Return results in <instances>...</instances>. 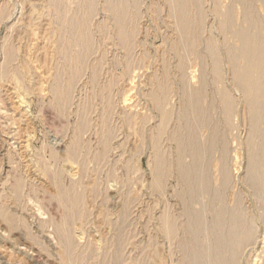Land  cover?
I'll return each mask as SVG.
<instances>
[{
    "label": "rangeland",
    "instance_id": "1",
    "mask_svg": "<svg viewBox=\"0 0 264 264\" xmlns=\"http://www.w3.org/2000/svg\"><path fill=\"white\" fill-rule=\"evenodd\" d=\"M263 19L264 0H0V264H264Z\"/></svg>",
    "mask_w": 264,
    "mask_h": 264
},
{
    "label": "bare ground",
    "instance_id": "2",
    "mask_svg": "<svg viewBox=\"0 0 264 264\" xmlns=\"http://www.w3.org/2000/svg\"><path fill=\"white\" fill-rule=\"evenodd\" d=\"M243 1V0H242ZM238 3V2H237ZM243 3V2H242ZM262 4V3H261ZM203 6V5H202ZM113 12V11H112ZM245 20H246V18H245ZM184 21H185V19H184ZM263 21H264V19H263ZM234 23V22H233ZM248 23H250V22H248ZM253 24H254V22H253ZM233 29V28H232ZM253 29V28H252ZM246 35H247V32H246ZM255 36V35H254ZM121 40V39H120ZM244 42V41H243ZM250 44H255L254 42H252V41H250ZM263 45V44H262ZM240 46V45H239ZM263 47V46H262ZM239 49H240V47H239ZM259 50V49H258ZM209 51V50H208ZM260 51V50H259ZM211 52V51H210ZM251 52V51H250ZM259 54V53H258ZM246 55H247V53H246ZM250 59V58H249ZM253 62H254V64L256 65V66H260L261 65V59L260 58H254V60H253ZM211 63V62H210ZM249 65V64H248ZM217 66V65H216ZM261 67V66H260ZM230 69V68H229ZM252 69V68H251ZM239 70V69H238ZM231 72V71H230ZM235 77V76H234ZM250 78H251V73H250V69H247V67L245 68V70H244V72H242L240 75H239V81L240 82H242V83H244L243 84V89H244V91L246 92V94L249 96V97H251V99H252V101H253V96H255V94L257 93V89L255 88V86L253 85V84H251V82H249V80H250ZM242 89V88H241ZM237 91V90H236ZM242 92V91H241ZM242 94V93H241ZM222 95V94H221ZM262 95V94H261ZM260 95V96H261ZM155 96V95H154ZM156 98V97H155ZM264 98V97H263ZM256 99V98H255ZM157 100V99H156ZM259 100V99H258ZM244 101V100H243ZM232 104H234V102L232 103ZM197 106V105H196ZM251 107H252V105H251ZM197 109H198V107H196ZM256 108V107H255ZM259 108H260V106H259ZM196 109V110H197ZM264 109V108H263ZM233 110V109H232ZM197 112V111H196ZM259 112V111H258ZM168 113V112H167ZM254 113V112H253ZM185 117V116H184ZM196 117V116H195ZM201 118V117H200ZM199 118V119H200ZM186 122H187V120H186ZM207 122V121H206ZM211 123V122H210ZM201 125V124H200ZM210 125V124H209ZM205 126H206V124H205ZM202 128V127H201ZM206 128V127H205ZM256 129V128H255ZM256 131V130H255ZM254 131V132H255ZM255 134V133H254ZM178 135V134H177ZM195 137V136H194ZM214 138V137H213ZM248 142H249V140H248ZM155 143H156V141H155ZM251 145V144H250ZM157 144H156V150H155V154H156V157H159L160 156V154H159V151H158V149H157ZM161 147V146H160ZM263 149H264V147H263ZM160 150V149H159ZM194 150V149H193ZM150 152H151V150H150ZM203 152H204V150H203ZM181 153V152H180ZM210 153V152H209ZM258 154H259V152H258ZM254 155H255V153H254ZM261 155V154H260ZM208 156H209V154H208ZM251 156V155H250ZM165 158V157H164ZM260 158H261V156H260ZM211 162V161H210ZM153 163V162H152ZM256 164H257V162H256ZM161 165H163V164H161ZM251 167V166H250ZM182 170V169H181ZM256 170V169H255ZM159 172V171H158ZM182 172V171H181ZM185 174H183L182 176H183V179L185 180L186 178H184L185 176H184ZM186 176H187V178H188V176H189V174H186ZM161 178V177H160ZM251 178V177H250ZM255 178V177H254ZM259 179L260 178H258V181H259ZM199 180V179H198ZM251 180V179H250ZM249 180V181H250ZM255 180V179H254ZM190 182V181H189ZM224 182V181H223ZM262 184V183H261ZM264 184V183H263ZM254 185V184H253ZM224 187H225V185H224ZM253 189V188H252ZM256 189H257V187H256ZM195 190V189H194ZM259 191V190H258ZM182 198H183V196H182ZM219 202V201H218ZM223 207V206H222ZM189 217V216H188ZM187 220H188V218H187ZM198 220V219H197ZM177 221V220H176ZM193 221H194V219H193ZM199 221V220H198ZM220 221V220H219ZM161 223H162V226H163V229H164V231H165V234L167 235V236H173L174 234H175V226H174V223L170 220V219H168L166 216H163L162 217V219H161V221H160ZM189 222V221H188ZM224 222V221H223ZM203 223V222H202ZM220 223H221V221H220ZM243 223V222H242ZM199 224V223H198ZM243 227V226H242ZM200 229H201V227H200ZM216 229V228H215ZM192 230H193V227H192ZM217 232V231H216ZM202 234V233H201ZM182 235V234H181ZM175 239V238H174ZM200 240V239H199ZM242 241H243V239H241ZM234 241V240H233ZM232 241V242H233ZM242 241H240L241 242V244H242ZM193 242V241H192ZM221 242V241H220ZM234 243V242H233ZM198 244H199V242H198ZM221 244V243H220ZM219 244V245H220ZM237 244H238V242H237ZM246 244V243H245ZM245 244H244V246H245ZM189 245V244H188ZM194 245V244H193ZM201 245V244H200ZM204 245H205V242H204ZM216 245V244H215ZM218 245V244H217ZM216 245V251H217V253L218 254H220V251H221V249H220V247H219V245L217 246ZM231 245V244H230ZM236 247V246H235ZM204 248V247H203ZM205 249V248H204ZM236 249H237V247H236ZM205 251V250H204ZM185 252V251H184ZM214 253V252H213ZM226 255V254H225ZM238 255V254H237ZM201 257V256H200ZM213 257V256H212ZM225 257V256H224ZM235 258V257H234ZM202 259V258H201ZM203 260V259H202ZM191 261V260H190ZM197 262V261H196ZM225 262V261H224ZM235 263V262H234ZM221 264V263H220ZM229 264V263H228ZM233 264V263H232Z\"/></svg>",
    "mask_w": 264,
    "mask_h": 264
}]
</instances>
